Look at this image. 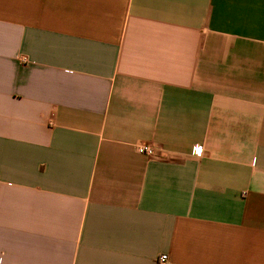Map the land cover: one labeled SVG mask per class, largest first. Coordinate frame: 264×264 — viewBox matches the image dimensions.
<instances>
[{"label": "crops", "instance_id": "obj_1", "mask_svg": "<svg viewBox=\"0 0 264 264\" xmlns=\"http://www.w3.org/2000/svg\"><path fill=\"white\" fill-rule=\"evenodd\" d=\"M161 255L264 264V0H0V264Z\"/></svg>", "mask_w": 264, "mask_h": 264}, {"label": "built area", "instance_id": "obj_2", "mask_svg": "<svg viewBox=\"0 0 264 264\" xmlns=\"http://www.w3.org/2000/svg\"><path fill=\"white\" fill-rule=\"evenodd\" d=\"M135 151L138 154L145 155L147 157H154L156 155V152L154 151V149L149 145H136ZM192 155H194L196 157H201L202 156V148L198 147V146L194 147L192 149ZM158 260L160 263L163 264L166 262L167 256L161 255Z\"/></svg>", "mask_w": 264, "mask_h": 264}]
</instances>
